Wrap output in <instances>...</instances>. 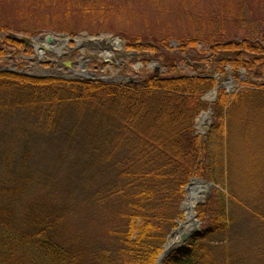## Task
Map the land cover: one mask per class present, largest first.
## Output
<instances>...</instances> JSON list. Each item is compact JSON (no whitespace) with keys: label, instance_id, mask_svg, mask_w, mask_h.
Masks as SVG:
<instances>
[{"label":"trees","instance_id":"16d2710c","mask_svg":"<svg viewBox=\"0 0 264 264\" xmlns=\"http://www.w3.org/2000/svg\"><path fill=\"white\" fill-rule=\"evenodd\" d=\"M217 36L193 28L177 39L178 58L167 43L136 39L133 54L165 72L125 83L0 72V264H156L194 178L217 187L196 208L204 225L161 264H264V46ZM227 67L241 89L218 90L201 139L202 97ZM41 144L67 167L54 178L64 191L21 205L49 181L33 168Z\"/></svg>","mask_w":264,"mask_h":264},{"label":"rangeland","instance_id":"374dc122","mask_svg":"<svg viewBox=\"0 0 264 264\" xmlns=\"http://www.w3.org/2000/svg\"><path fill=\"white\" fill-rule=\"evenodd\" d=\"M200 27L207 33H215V38L219 34L223 35L226 41L253 37L255 42L264 46V0H0V37L3 42L0 43V49H3V55L0 56V68L28 74L46 72L48 75H59L72 79L73 73L64 67L65 63H71V70L77 74H80L83 68L85 72L95 76L96 79L93 80L117 79L118 83H124L127 79L156 73V67H160L158 60H144L141 56H135L134 62L132 61L133 52L128 46L136 39L146 43L156 41L167 43L174 50H169L167 54L178 58L179 52L175 50L179 42L177 39L189 35L193 28ZM11 35L30 40L41 38L43 41L51 36L56 40L55 48L61 49V53L58 54L51 50L43 51L41 48L37 50L32 44L27 47L23 46V48L21 46L9 47L4 44V39H8L7 36ZM86 39L109 40L110 44H107L109 48L77 47L71 42L64 47L62 45L66 40ZM116 40L120 42V48L113 46ZM197 51L202 53L207 51V48L200 43ZM181 58L187 59L184 55ZM59 62L61 65L57 67ZM179 62L180 69L185 74H191L187 68V61L186 63L185 60ZM225 71L224 76L214 73L212 77H215L218 86H225L231 81L233 94H235L241 86L234 80L228 67ZM192 73L194 74L193 71ZM212 92L214 90L203 96L209 105L211 103L208 100ZM202 114L208 115L204 124V132H201L197 124ZM19 125L17 120H9L3 124V127L8 131L10 138H16L18 130L21 129ZM211 125L212 111L208 107L195 119V134L204 138L206 129H210ZM12 147L17 149L19 145ZM21 150L22 145L17 153L19 154ZM48 152H51L50 149H44L41 144L33 155L32 161L35 162L33 168L38 172L36 177L40 182L44 175L45 177L49 175V181L42 185L46 186L45 188L48 187L49 190L37 187L27 196H23L21 205L36 196L45 200L50 191L60 190L57 194L49 196L52 200L62 195L64 189L54 187V178L59 181L64 176L67 167L59 165ZM203 182L206 183V181ZM40 188L43 192H39ZM204 191L200 190L198 196L205 201L210 194L207 196ZM186 195L185 192L182 205H184ZM197 207L198 204L194 208V218L200 231L204 223L198 218ZM22 210L20 208L18 211ZM181 214V219L176 222L163 247L178 229L179 223L184 222L183 208H181ZM242 233L243 231H240V234Z\"/></svg>","mask_w":264,"mask_h":264},{"label":"bare ground","instance_id":"6f19581e","mask_svg":"<svg viewBox=\"0 0 264 264\" xmlns=\"http://www.w3.org/2000/svg\"><path fill=\"white\" fill-rule=\"evenodd\" d=\"M56 40L53 37H48L46 40L42 41L39 45L43 51L51 50L56 53H61V49H56V45L54 44ZM98 46L102 47H108L107 44H110L109 40H95ZM113 46L116 48H120V44L117 42L113 43ZM64 47V46H63ZM111 48V47H110ZM209 102L212 101L213 96L210 95ZM208 118V115H202L200 119L198 120V126L201 130V132H204V124L206 119ZM200 190H206V186H202L197 184L196 182H192L191 185L187 189V195L186 200L184 202V205H182L183 211H184V222L179 223L178 229L174 231V233L171 235L170 239L164 246V253H168L169 251H172L180 242V239L184 235H188L193 233V231L196 229L197 223L194 218V208L197 205V202L201 198L199 195Z\"/></svg>","mask_w":264,"mask_h":264},{"label":"water","instance_id":"95a60500","mask_svg":"<svg viewBox=\"0 0 264 264\" xmlns=\"http://www.w3.org/2000/svg\"><path fill=\"white\" fill-rule=\"evenodd\" d=\"M13 39L15 40V41H20L21 40V42H23L24 44H26V45H28L29 43H31V40H29V39H18L17 37H15V36H13ZM38 41L39 39L38 38H35L33 41ZM68 42H71V43H75L74 41H72V40H66V41H64L63 42V45H65V44H67ZM95 40H87L86 42H81V43H78V44H76V46L77 47H79V46H85V47H90V46H92V45H95ZM58 65H59V63H58ZM66 66V68H70V65L69 64H66L65 65ZM156 71H158V68H156ZM45 76V75H44ZM82 76V75H81ZM80 76V77H81ZM91 76V75H90ZM83 77V76H82ZM217 89H219V87L217 88ZM216 89V90H217ZM194 182H196L197 184H201V182H200V180H195ZM192 183V182H191ZM191 183H189L188 184V186L186 187V191H187V189H188V187L191 185ZM205 186H206V193H205V195H209L210 194V187H211V184L210 183H206L205 184ZM197 193H199L200 194V192H197ZM202 201H204V200H201V202ZM200 201L198 202V204H200L201 203ZM199 232V230H198V226H196V229L193 231V233H191V234H188V235H184V236H182L181 237V239H180V242H179V244L172 250V251H169L168 253H164V250H163V252H162V254L158 257V259H157V262H156V264H161L163 261H164V259L166 258V257H168L173 251H175V250H177V249H180L181 247H183L185 244H187L188 243V241H189V239L192 237V235H194V234H196V233H198Z\"/></svg>","mask_w":264,"mask_h":264}]
</instances>
